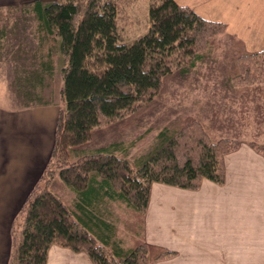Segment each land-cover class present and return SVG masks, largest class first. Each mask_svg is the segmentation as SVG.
<instances>
[{"label": "trees", "instance_id": "trees-1", "mask_svg": "<svg viewBox=\"0 0 264 264\" xmlns=\"http://www.w3.org/2000/svg\"><path fill=\"white\" fill-rule=\"evenodd\" d=\"M124 1L131 0L25 5L34 15L42 45L49 42L43 62L30 72L35 98L41 101L54 76L56 50L62 58L59 93L64 107L56 119L50 161L12 222L7 264H46L52 245L84 252L93 264H154L172 257L173 252L144 239L151 185L196 190L203 179L222 184L224 156L240 146L235 139L212 141L199 121L185 116L158 130L138 157L113 145L77 150L92 140L96 128L130 120L139 104H151L173 66L183 64L181 72H186L226 33L223 23L203 19L174 0H147V31L125 42L119 28ZM9 8H0V13ZM233 65V84H264V49L241 50ZM248 145L264 157V144ZM54 181L74 194L70 204L50 190ZM118 205L125 216L114 212Z\"/></svg>", "mask_w": 264, "mask_h": 264}, {"label": "crops", "instance_id": "crops-1", "mask_svg": "<svg viewBox=\"0 0 264 264\" xmlns=\"http://www.w3.org/2000/svg\"><path fill=\"white\" fill-rule=\"evenodd\" d=\"M55 0H0V8ZM220 22L246 51L264 49V0H174ZM60 108L0 110V264H7L11 225L50 161ZM33 119V120H32ZM145 241L174 255L154 264H264V157L248 144L224 156V181L196 190L151 185ZM46 264H93L84 252L50 246Z\"/></svg>", "mask_w": 264, "mask_h": 264}, {"label": "rangeland", "instance_id": "rangeland-1", "mask_svg": "<svg viewBox=\"0 0 264 264\" xmlns=\"http://www.w3.org/2000/svg\"><path fill=\"white\" fill-rule=\"evenodd\" d=\"M129 2H122L120 8L123 15L119 28L125 42L143 35L148 27L149 2ZM25 5L11 6L0 13V110L19 113L44 102L64 107L59 93L62 58L56 50L53 51L57 65L54 76L41 101L35 98L38 92L32 88L35 79L30 72L43 62L42 53L47 51L49 42L42 45L34 15ZM241 50L248 52L243 45L240 48L235 44L227 33L216 37L203 59L186 72H181L183 64H175L169 77L163 80L158 96L151 104H139L135 118L117 119L96 128L92 140L77 150L86 153L113 145L129 157H138L149 148L158 130L185 116L199 121L212 141L229 138L240 144H264V84L247 88L230 81L234 57ZM50 190L60 195L66 204L74 198L72 192L56 181L50 183ZM121 209L118 205L114 212L125 216Z\"/></svg>", "mask_w": 264, "mask_h": 264}]
</instances>
